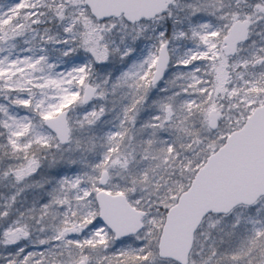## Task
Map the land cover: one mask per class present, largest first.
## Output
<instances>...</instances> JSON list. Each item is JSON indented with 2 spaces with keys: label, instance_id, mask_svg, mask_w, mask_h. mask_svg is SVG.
<instances>
[{
  "label": "snow or ice",
  "instance_id": "snow-or-ice-1",
  "mask_svg": "<svg viewBox=\"0 0 264 264\" xmlns=\"http://www.w3.org/2000/svg\"><path fill=\"white\" fill-rule=\"evenodd\" d=\"M0 264H264V0H0Z\"/></svg>",
  "mask_w": 264,
  "mask_h": 264
}]
</instances>
